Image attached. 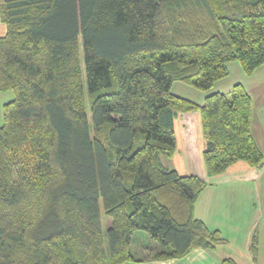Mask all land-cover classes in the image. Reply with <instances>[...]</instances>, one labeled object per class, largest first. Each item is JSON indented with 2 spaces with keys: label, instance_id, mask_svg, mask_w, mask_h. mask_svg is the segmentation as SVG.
<instances>
[{
  "label": "trees",
  "instance_id": "1",
  "mask_svg": "<svg viewBox=\"0 0 264 264\" xmlns=\"http://www.w3.org/2000/svg\"><path fill=\"white\" fill-rule=\"evenodd\" d=\"M0 16V92H14L0 264L165 261L227 244L194 213L209 182L170 165L175 121L200 112L209 176L264 165L247 88L212 91L230 63L264 65V0H0ZM179 81L203 102L174 92ZM137 231L155 241L143 257ZM250 250L257 261V233Z\"/></svg>",
  "mask_w": 264,
  "mask_h": 264
},
{
  "label": "crops",
  "instance_id": "2",
  "mask_svg": "<svg viewBox=\"0 0 264 264\" xmlns=\"http://www.w3.org/2000/svg\"><path fill=\"white\" fill-rule=\"evenodd\" d=\"M6 32L7 25L0 16V36L5 35ZM234 63L232 62L230 67L233 65L238 72V78L235 80L243 83L252 96V129L258 145L264 152V65L252 75H247L244 74L241 66H236ZM225 78L216 82L212 91L228 93L238 83L235 80L227 82ZM2 93L5 92H0V105L3 112L5 103L12 100L13 95L6 96L7 94ZM201 93L202 95L194 100L203 102L205 93ZM2 112L0 125H2ZM175 130L177 151L170 165L182 175L196 174L209 182L196 202L194 213L211 230H220L228 243L218 246L215 250L196 248L179 259L127 261L122 264H223L222 261L226 258H232L236 264H264V217H262L263 222L259 223V231L257 229V232H254V216H252L257 209L255 204L259 201L260 193L264 194V165L256 168L245 161H238L225 173L209 176L203 156L206 141L200 112L177 115ZM137 233L140 232H136L134 236L137 237V241H140L139 236L142 235L136 236ZM255 233L259 237L257 261L253 260L250 250ZM142 246L144 249L145 245L142 244Z\"/></svg>",
  "mask_w": 264,
  "mask_h": 264
},
{
  "label": "rangeland",
  "instance_id": "3",
  "mask_svg": "<svg viewBox=\"0 0 264 264\" xmlns=\"http://www.w3.org/2000/svg\"><path fill=\"white\" fill-rule=\"evenodd\" d=\"M234 64L236 66H240L238 62H235ZM229 71H230L229 77L225 78V80L227 82L234 81L235 79L238 78V72L233 67V65L231 67L229 65ZM235 81L238 82L237 80H235ZM173 90H174V92H176L179 95H182V96H185V97H189V98H192V99H197L198 97H200L202 95L201 92H203V91H200L199 89H196V88H194V87H192V86H190V85H188L186 83L180 82V81L176 82L174 84ZM3 92H5V93H2V94H7L6 96H8V94H11V95H13L12 98L14 97V92L12 90H7V91H3ZM2 96H5V95H2ZM1 107H2V105H0V114L2 112V108ZM2 123H3V118H2ZM262 191L263 190L261 189V192ZM255 205L257 206V209L255 210V214H253L252 216H254V222H253L254 223V228H255L254 232H257V229L259 231V225H260L259 223L263 222L262 217H264V194L263 193H260L259 201H257V203ZM103 220H104L105 227H108L109 224H110V220L107 219L106 217H103ZM137 232H140V233H137L136 236H139V234H141L142 236H139V237H141V240L135 242L134 248L136 249L135 250L136 251L135 252L136 255L139 256V257H142L143 255L147 254V251L145 249H143L142 244L145 245V246H148V245L153 244L155 241H152L153 239H151L150 237L146 238V236H148L146 232H144V231H137Z\"/></svg>",
  "mask_w": 264,
  "mask_h": 264
}]
</instances>
